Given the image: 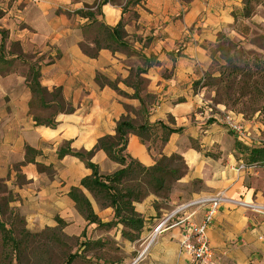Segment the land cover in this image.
Returning <instances> with one entry per match:
<instances>
[{"label":"crops","instance_id":"0c3cea01","mask_svg":"<svg viewBox=\"0 0 264 264\" xmlns=\"http://www.w3.org/2000/svg\"><path fill=\"white\" fill-rule=\"evenodd\" d=\"M103 1L0 0V183L12 195L10 209L31 234L82 236L86 245L69 264H197L179 246L186 227L199 224L206 208L189 205L220 196L206 235L211 256L203 264H264V169H239L244 161L237 149L264 144L259 125L247 124L241 139L229 135L215 115L207 114L203 92L193 87L210 71V50L233 29L232 14L243 8V0ZM94 20L110 29L121 23L124 37L114 52L100 49L92 59L82 46L94 48ZM31 68L38 70L42 89L61 92L64 109L51 107L58 109L52 128L37 124L31 113L48 110L32 97ZM98 76L115 84L121 95L100 86ZM140 111L144 124L181 131L165 144L159 128L146 145L130 135L126 153L144 167L178 155L187 171L176 184L198 183L199 189L174 191L157 210L161 200L155 196L136 203L144 227L131 243L121 237V226H112L116 234L109 231L113 210L99 208L81 189L91 170L74 154L90 152L100 138L115 135L122 116L135 121ZM89 161L101 176L120 169L102 151ZM78 188L96 223L86 222L68 196ZM108 241L120 249L111 263L100 256ZM85 249L94 263L78 258Z\"/></svg>","mask_w":264,"mask_h":264},{"label":"rangeland","instance_id":"374dc122","mask_svg":"<svg viewBox=\"0 0 264 264\" xmlns=\"http://www.w3.org/2000/svg\"><path fill=\"white\" fill-rule=\"evenodd\" d=\"M253 9L254 14L251 18L239 22L230 32L220 36L218 44L210 50V71L197 86L193 85V87L195 91L203 92L202 98L207 103V114L215 115L229 135L240 138L229 130L225 123L226 118L242 125L244 129L242 137L248 133L247 124L252 122L258 124L260 137L264 139V1L261 0L254 5ZM96 29L97 27L91 29V34H94ZM208 109L211 112H208ZM55 111L53 107L42 112L34 109L31 113L44 122ZM135 117H137L135 124H140L144 120L143 113L135 112ZM245 168L253 169L244 165ZM198 189V183H192L189 187H181L173 183L171 193L177 191L187 194ZM93 196L90 194L89 198L102 208L104 199L95 192ZM10 200L12 195L0 183V223L2 224L0 226L10 230L9 234L0 232V264H64L70 255L86 245L81 240L82 236L69 238L59 231L25 234L23 219L10 209L8 205ZM161 206L165 207L163 201L159 207ZM112 226L113 224L109 227L111 229L109 231L116 234ZM9 236L12 240L7 241ZM105 244L106 251L100 256L111 263L116 260L112 254L120 249L109 241ZM85 252L86 249L78 256L82 263L90 262L86 259Z\"/></svg>","mask_w":264,"mask_h":264},{"label":"trees","instance_id":"16d2710c","mask_svg":"<svg viewBox=\"0 0 264 264\" xmlns=\"http://www.w3.org/2000/svg\"><path fill=\"white\" fill-rule=\"evenodd\" d=\"M260 1L243 0V8L232 14L234 26H237L243 20L251 18L254 14L253 6L257 5ZM106 2L107 0L103 1V3ZM90 25H96L97 27V33L93 39L94 48L90 50L82 46V52L92 59L97 57L100 49L114 52L116 49L113 46L117 47L116 44L122 41L121 39L124 37L123 25L120 23L115 28L110 29L96 20ZM96 81L100 86H108L121 95L115 84L107 82L99 76L96 77ZM199 83L198 81L193 85L197 86ZM29 88L33 99L43 103L45 109H51L53 105L61 111L64 109L60 90L56 89L50 94L42 89L39 84L38 70L33 68L30 69ZM48 98H50V101L44 102ZM32 105L33 101L30 103V109ZM57 110L44 122L35 115H33V118L37 124L52 128L54 127L53 118ZM70 111L71 109H66V112ZM139 113H143V111ZM158 128L162 131L161 144H165L168 141L169 135L181 131V129H172L163 124L148 125L143 122L135 124L134 120L126 114L117 122L114 136L100 138L90 152L74 154L85 161L86 166L91 170V175L80 182L81 189L92 196L95 192L104 199L105 203L102 208L113 210V221L108 226H111V224L113 226H121V237L131 243L139 240L144 227V219L136 212L134 205L150 195L166 202L171 194L172 184L177 183L187 171L183 159L178 155L168 158L161 157L154 166L144 167L126 153L130 135L137 137L141 144L146 145L156 134ZM237 149L243 155V165L264 169V144L259 147L237 146ZM96 151L104 152L107 158L117 164L120 169L111 176L99 175L96 166L89 161ZM81 189H72L68 196L74 202L78 213L84 217L86 222L96 223L98 221L97 217L93 213L91 204ZM93 198L95 199V196ZM155 208L157 210L159 206H155ZM0 225L2 224L0 223ZM98 225L101 226L100 224ZM9 231L0 226L2 234H9ZM24 233L31 234L25 229V226ZM9 240H12L10 236L7 241ZM73 259L74 256L70 255L64 264L71 263Z\"/></svg>","mask_w":264,"mask_h":264},{"label":"built area","instance_id":"2783aa9c","mask_svg":"<svg viewBox=\"0 0 264 264\" xmlns=\"http://www.w3.org/2000/svg\"><path fill=\"white\" fill-rule=\"evenodd\" d=\"M225 123L229 130H231L236 136L242 138L244 134V129L242 125L232 122L230 118H226ZM239 169H244V165L240 164ZM222 201L223 199L220 196H216L210 199H201L189 205L190 207L201 206L206 208L202 220L199 224H189L186 227L183 239L180 242L179 246L180 251L189 254L197 264H203L211 256V249L209 247L206 235L207 230L211 227L214 219L218 215ZM181 210L182 209H179L171 213V217L173 215L175 216L176 214H178ZM171 217L168 220H170ZM188 219L189 218L182 220V222L179 223H185L188 221ZM162 226L163 222H160L154 227L152 232V238H150L149 242L147 243L146 249L151 243V241L154 239L155 235H157Z\"/></svg>","mask_w":264,"mask_h":264}]
</instances>
